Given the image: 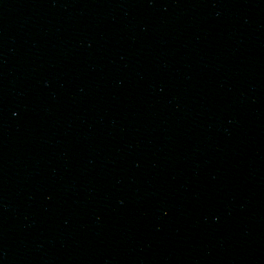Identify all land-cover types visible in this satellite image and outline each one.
<instances>
[{"label":"water","instance_id":"95a60500","mask_svg":"<svg viewBox=\"0 0 264 264\" xmlns=\"http://www.w3.org/2000/svg\"><path fill=\"white\" fill-rule=\"evenodd\" d=\"M264 254V0H0V264Z\"/></svg>","mask_w":264,"mask_h":264}]
</instances>
